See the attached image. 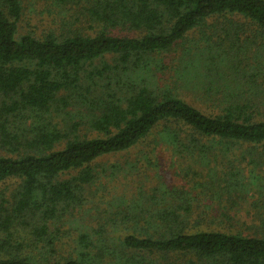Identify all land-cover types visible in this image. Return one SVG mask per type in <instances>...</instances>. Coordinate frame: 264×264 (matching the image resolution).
<instances>
[{
	"label": "trees",
	"instance_id": "obj_1",
	"mask_svg": "<svg viewBox=\"0 0 264 264\" xmlns=\"http://www.w3.org/2000/svg\"><path fill=\"white\" fill-rule=\"evenodd\" d=\"M49 1L61 27L37 35L0 0V264H264L242 168L144 187L159 147L264 155V0ZM143 144L142 171L100 163Z\"/></svg>",
	"mask_w": 264,
	"mask_h": 264
},
{
	"label": "rangeland",
	"instance_id": "obj_2",
	"mask_svg": "<svg viewBox=\"0 0 264 264\" xmlns=\"http://www.w3.org/2000/svg\"><path fill=\"white\" fill-rule=\"evenodd\" d=\"M22 3L25 10V16L21 22V32L24 33L26 31L32 30L37 35H40L48 32L49 30L60 29L61 25L58 21L59 17L57 16L62 11L60 8L61 6H55L49 0H22ZM62 7L68 8L67 5ZM71 14L73 15V11L67 15ZM67 18L69 19V17ZM75 27H78V25L76 24L72 27V29L74 30ZM113 33L117 34V31H114ZM119 33L121 35H135L131 32ZM261 41L263 40L258 37L257 45L255 47L257 50V54L262 53V51L264 50V46H261ZM186 100L198 109L207 113V110L201 104H197L191 99ZM142 149L144 151V144L130 150L125 154L103 158L100 160V163H103L107 166L115 163L123 165L124 160L128 159L135 162L139 169H141L140 171H142L143 167L145 168L146 165L141 164V162H137V157L140 155V150ZM246 153H248V148L240 149L234 151V153L219 156L217 158V161L209 160L207 157H195L192 159H190L191 157H187L184 159H177L176 157L170 155L169 151L165 150L163 147H159L155 150L152 156V160L154 161L156 166L152 163L150 168H146V173L149 178H147V180H144V187H159L162 185L167 188L186 189L189 188L190 179L193 178L195 181H197V179L201 178L198 175L195 176L196 174H193V172H210L212 169H218L219 171H222L223 168H229L232 166L240 167L243 169V173H245L244 177L246 181L250 182V187L252 190L249 191L248 195L245 198V201L241 202L240 206L236 207L234 210L238 213V220L244 223L246 226L256 225L259 223V220L253 218V216L255 215V213L257 214L259 210L262 211V209H259V205L264 201L259 199V196L257 194L255 195L253 191L254 183L251 181L255 180L254 177L264 180V155L259 156V158H255L246 155ZM252 160L254 161L252 162L253 164L248 163ZM251 171H254V173L251 174ZM123 188H125L123 180H120L115 184V189L117 190L118 194L125 193ZM197 202L199 203V205L209 204L208 201ZM235 211H231L230 214L233 215ZM212 227H214V225H212Z\"/></svg>",
	"mask_w": 264,
	"mask_h": 264
}]
</instances>
